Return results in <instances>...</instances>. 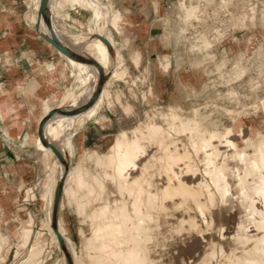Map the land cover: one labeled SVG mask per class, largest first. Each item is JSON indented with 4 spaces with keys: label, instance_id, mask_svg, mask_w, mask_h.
I'll list each match as a JSON object with an SVG mask.
<instances>
[{
    "label": "bare ground",
    "instance_id": "1",
    "mask_svg": "<svg viewBox=\"0 0 264 264\" xmlns=\"http://www.w3.org/2000/svg\"><path fill=\"white\" fill-rule=\"evenodd\" d=\"M48 1H42L39 30L59 43L72 71L77 73L78 68H85L88 81L96 90L102 83L100 79L106 76L102 71L106 67L99 64L96 71L90 59L78 61L76 49L82 46L77 45L84 40L76 45L79 39L64 37L54 28L55 6L50 8ZM50 1L52 4L58 0ZM221 2L233 5L219 6L230 13L231 23L255 20V11L237 4V0ZM181 5L187 24L195 25L203 19L204 9L199 4L181 0ZM97 14L94 21L98 27L101 18ZM100 35L101 32L95 33L91 41L99 58L110 63L115 54L113 44ZM209 38L206 33L198 35V47L208 51ZM64 97L56 112H48L51 115L40 121L39 126L43 125L38 144L60 157L56 162L60 173L51 194L56 208L50 231L66 250L68 264H73L76 250L66 235L64 217L59 214L65 179L74 181L69 193L87 203L91 235L86 254L99 264H128L137 259L146 264H264V196L257 195L264 187V119L255 124L244 119L250 109L264 113V98L260 105L244 103L242 109H228L232 119L227 126L207 125L199 109L184 115L169 106L161 115V122L149 118L129 131L121 130L110 142L106 162L100 160L97 152L88 153L85 160L96 161L97 170L91 174L85 164L72 172L66 167L67 147L56 134L55 126L77 113L83 97L71 101ZM67 141L68 147H72V137ZM6 221L0 222V256L9 240L4 230ZM16 223L22 230L17 237L20 241L13 239V249L23 248L33 232L29 219L17 217ZM44 234L38 233L39 240L31 249L33 258ZM167 239L170 248L165 247ZM162 251L173 260L166 262Z\"/></svg>",
    "mask_w": 264,
    "mask_h": 264
},
{
    "label": "rangeland",
    "instance_id": "2",
    "mask_svg": "<svg viewBox=\"0 0 264 264\" xmlns=\"http://www.w3.org/2000/svg\"><path fill=\"white\" fill-rule=\"evenodd\" d=\"M42 1H33L37 11L38 24L43 16L39 14V10L42 9L43 12ZM50 2L49 0L50 8L55 6L56 9V11L54 9L55 12H52L55 23L54 28L64 37L69 36L70 38V34L65 28H59L60 24L72 19V11L78 14L83 12L89 23L87 33L72 37L73 39H79L75 40L76 45L81 40H84L81 45H77V47L82 46L79 47L80 50H78L79 48L76 49L77 59L80 58L78 61L83 63L87 58L90 59V61L94 62L96 71H98L99 64L102 67H106L102 70L106 76L102 78V81L100 79L102 83L95 90L91 82L88 81L89 74H85V68H78L77 73L72 71L65 55L62 54L66 59L64 77L75 85L73 95L65 96L64 99L71 101L73 98L75 100L80 98L81 100V97H83L82 106L77 113L55 126L56 134L62 140L64 146L67 147L65 157L68 172H72L76 166L85 164L90 169L91 174L95 173L97 170L95 168L96 161L85 160V156L88 153L97 152L100 160L106 162V153L110 142L121 130L129 131L144 119L152 118L160 121L161 115L167 111L169 105L179 106L181 108L180 111L185 115H190L192 110L198 107L207 125L227 126L231 123L232 115L226 108L242 109L241 107L244 103L248 104V106L260 105L261 98L264 97V0H237V4H242L241 6L249 7L248 10L252 8L255 11V20L253 22L245 21L241 22L242 24L236 22V24L238 23L237 26L234 24L235 20L232 23L229 20L231 15L226 11L227 9L223 10L220 8L221 5H223V8H232L233 5L231 3L223 4L221 0H191L194 5L199 4L201 9H204L203 19L196 22L197 24L194 23L195 25L186 23V30L184 28V33L181 32L178 37L184 50L183 61H187V68L192 69L191 73L199 71V77L203 83L199 85V92L188 86V89L183 87L184 90L182 92L172 91L165 96L159 95L156 90L154 69L150 70L146 66L140 53L137 55L134 52L128 56L126 53L124 54L126 51L114 48L113 39L116 42L115 37L118 36L119 39H123L124 49L130 47V40L124 27L125 20L120 12L113 10L110 0H58L57 2H52V4ZM173 2L177 10L181 9V0H173ZM218 9L221 11L219 15H216ZM96 13H98L97 15L100 14L101 18L98 26L100 31L94 21ZM116 15H120L119 20ZM55 18L58 19L56 20ZM222 28H226L224 29L226 33L224 32L223 36L220 35L222 34L221 31L223 32ZM214 29H220V32L218 31V33L216 30L214 32ZM194 30H197V32H194ZM97 32H101V39H104L111 46L113 44L112 48L115 50V54L111 55L113 60L110 63L103 60L101 56L99 58V54L91 41L92 36ZM41 33L44 37H47L43 32ZM197 33L199 35L206 33L208 37L210 35L209 55H205V57L204 54L193 49L194 47L192 48L191 42L195 40L194 35ZM52 44L61 53L59 43L52 42ZM260 46L262 51L258 54L256 49ZM241 56H243L241 62L246 67V73L241 78L236 77L231 80L230 76L233 73L235 63ZM202 57L206 59L205 62L203 64H195L203 59ZM190 62H194L193 68L189 66ZM79 66H82V64H79ZM165 69L162 66V70ZM171 80L172 87H174V79ZM231 88L238 90L240 100L235 95L232 97L229 95L228 91ZM83 93L85 96L82 95ZM59 103L60 101L57 102V106ZM251 111L253 110H248L249 114L244 116V119H247L250 124H255L259 122V119H264V113L261 110L257 112L254 110L250 113ZM51 114L47 113L44 117L47 118ZM210 119L213 120L210 121ZM215 119H221L222 121L217 123ZM42 125L43 123L39 126L40 135H42ZM94 125L96 127L102 126L104 128L103 134H112L102 138L101 141L89 149L76 154L75 144L77 143L80 129L83 126ZM70 137H72V147L69 148L67 140ZM40 149L42 151L35 157L38 160L37 167L39 169L36 172L38 179L35 184L32 187H23L16 204L12 206V211L6 209L7 205L0 203V222L7 220L5 228L8 231L13 232L14 229H18L21 232L22 229L16 223L17 217L31 221L33 232L28 240L29 244L27 243L23 248L13 249L14 240L12 234L11 239L7 241L4 247L5 250L0 259V264H68L66 250L53 238L54 236L50 231L52 215L56 208L55 199L51 198V194L53 185L60 173V167L58 168L56 165V162L60 161V157L56 152L49 151L48 147ZM71 186H74L73 179L62 180L63 197L59 214L64 217L68 227L66 235L76 250V257L73 258L72 263L99 264L97 261L88 258L86 254L88 252V238L91 235V226L88 220L89 210L85 206L87 203L79 202L77 197L75 198L69 193ZM85 190L83 188L82 193ZM39 231L45 233L44 239L41 240L43 242H39L41 246L36 245L40 250H37L36 247V256L33 258L31 249L34 243L36 244L39 240ZM17 239L20 241L19 238ZM169 239L166 241L165 247L167 248L172 246L170 241H168ZM161 253L164 255L166 262L173 260L165 251Z\"/></svg>",
    "mask_w": 264,
    "mask_h": 264
},
{
    "label": "crops",
    "instance_id": "3",
    "mask_svg": "<svg viewBox=\"0 0 264 264\" xmlns=\"http://www.w3.org/2000/svg\"><path fill=\"white\" fill-rule=\"evenodd\" d=\"M33 1L0 0V203L7 205L8 211H12L13 203L17 201L23 187H32L38 179V160L35 157L42 151L38 144L40 121L48 112H55L57 102L64 96L73 95L75 91V85L63 76L66 66L63 53L57 51L52 44L54 41L44 37L39 30ZM110 2L113 10L120 12L124 18V27L130 40V47L124 49L123 39L117 36L116 42L113 39L114 48L126 51L124 54L128 56L134 52L141 54L146 66L150 70L154 69L159 95L165 96L172 91L182 92L183 87L188 86L199 92V85L203 83L200 73H191L192 69L187 68L178 37L187 26L182 5L177 10L173 0ZM39 14H42V9ZM116 17L119 20L120 15ZM71 18L62 22L59 28H65L70 38L86 34L89 23L83 12L78 14L72 11ZM198 33L194 35L195 40L191 45L193 49L198 48L196 50L205 57L209 52L198 47ZM256 51L261 53L262 47ZM204 57L195 64H203L206 60ZM242 59L243 56L236 61L231 80L241 78L246 73ZM161 63L165 70H162ZM192 65L194 62L189 63L191 68ZM171 79H174V87ZM228 93L240 100L237 89L231 88ZM169 106L178 111L181 109L179 106ZM196 109L200 110L195 107L191 114ZM215 121L221 123L222 120ZM103 129L96 125L83 126L77 136L76 154L112 134H103ZM4 230L8 232L9 239L12 234L13 239L20 235L18 229L13 232L7 228Z\"/></svg>",
    "mask_w": 264,
    "mask_h": 264
},
{
    "label": "snow or ice",
    "instance_id": "4",
    "mask_svg": "<svg viewBox=\"0 0 264 264\" xmlns=\"http://www.w3.org/2000/svg\"><path fill=\"white\" fill-rule=\"evenodd\" d=\"M257 195L264 196V187L259 189V191L257 192ZM128 264H146V262L137 259L135 261H129Z\"/></svg>",
    "mask_w": 264,
    "mask_h": 264
}]
</instances>
